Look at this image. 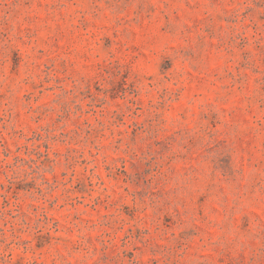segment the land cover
I'll use <instances>...</instances> for the list:
<instances>
[{
    "label": "rangeland",
    "instance_id": "rangeland-1",
    "mask_svg": "<svg viewBox=\"0 0 264 264\" xmlns=\"http://www.w3.org/2000/svg\"><path fill=\"white\" fill-rule=\"evenodd\" d=\"M0 264H264V0H0Z\"/></svg>",
    "mask_w": 264,
    "mask_h": 264
}]
</instances>
